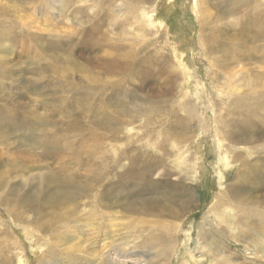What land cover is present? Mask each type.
<instances>
[{"label":"rangeland","instance_id":"obj_1","mask_svg":"<svg viewBox=\"0 0 264 264\" xmlns=\"http://www.w3.org/2000/svg\"><path fill=\"white\" fill-rule=\"evenodd\" d=\"M45 1L0 0V264H64L55 223L76 214L102 231L86 264H264V16L238 0ZM46 172L89 189L43 208Z\"/></svg>","mask_w":264,"mask_h":264},{"label":"bare ground","instance_id":"obj_2","mask_svg":"<svg viewBox=\"0 0 264 264\" xmlns=\"http://www.w3.org/2000/svg\"><path fill=\"white\" fill-rule=\"evenodd\" d=\"M28 1V0H27ZM30 1V0H29ZM47 1V0H46ZM45 1V2H46ZM34 2H36V0H34ZM44 2V3H45ZM193 3L196 4L197 3V0H193ZM221 3V2H220ZM236 5V8H238L239 6L241 7H246V8H251V10H247L245 11L246 13H251V16L253 15V13L257 14H262L264 16V0H238L236 1L235 3ZM49 5V4H48ZM47 5V6H48ZM52 5V4H51ZM218 12V11H217ZM236 12V10L234 11ZM224 16H227L228 14H230L229 12L225 13L223 12ZM223 14H221V16H223ZM220 15H218L219 17ZM250 16V17H251ZM254 16V15H253ZM199 17V16H198ZM201 17V16H200ZM212 17V16H211ZM214 17V16H213ZM246 17V16H245ZM256 17V15L254 16ZM259 17V16H258ZM261 18V17H259ZM217 19V18H215ZM252 17L248 20L246 19V24L244 22V30H249L251 29L254 25H255V22L256 20L253 19L251 20ZM264 19V18H263ZM262 19V20H263ZM213 20V19H212ZM245 20V19H244ZM258 21V20H257ZM14 22V21H13ZM21 22V21H20ZM203 22V21H202ZM23 23V22H22ZM16 24V23H15ZM220 24V23H219ZM241 24V22H240ZM226 25V24H225ZM260 25H264L263 22L261 23L260 21H258L257 23V26L258 28L260 27ZM20 27V26H19ZM18 27V28H19ZM204 27V26H203ZM11 28V27H10ZM220 28V27H219ZM257 28V27H256ZM261 28V27H260ZM259 28V29H260ZM17 29V27L15 28ZM216 29L218 28H214L213 26L211 27L210 29V34L214 33V31H216ZM221 29V28H220ZM225 29V27H224ZM235 29V28H234ZM18 30V29H17ZM222 30V29H221ZM256 30V29H255ZM263 30V34H258V33H253L252 34V39H256V38H260V37H263L262 39H264V28L262 29ZM8 31V30H7ZM223 31V30H222ZM252 31V30H251ZM20 32H17L16 31V35H18ZM242 33V32H241ZM11 31L9 32H1L0 33V40L2 38H7V37H11ZM243 34V33H242ZM230 35V34H229ZM31 36L34 38V39H41V36L37 35L36 33L35 34H31ZM213 36V35H212ZM212 36H211V39H212ZM241 36V35H240ZM247 37V36H245ZM225 38V37H223ZM242 37H240L241 39ZM52 39V35L50 34V37L47 39L49 40V42L47 43V47H48V51L50 50L51 48V42L50 40ZM257 41V40H256ZM220 42L219 40H216L215 39V36H214V43H213V47H212V50H214V47L215 46H219L220 45ZM46 43V42H45ZM206 47V46H205ZM211 46H207V52H209ZM236 49V48H235ZM206 50V49H205ZM211 51V50H210ZM205 54V53H204ZM254 78L252 80V82H254ZM257 83V82H256ZM258 88V87H257ZM259 89V88H258ZM257 91V90H256ZM7 113L10 111V110H6ZM37 130L35 128V126H33V128L30 130L31 131V136H29L28 139H32L33 141H40L41 143H44V139H42V137H39L40 140L38 139L37 140ZM46 135V134H45ZM40 136V135H39ZM48 136V135H47ZM2 138V140H4L3 137H0V139ZM39 142V143H40ZM40 143V144H41ZM38 146V145H37ZM220 149V148H219ZM100 158L99 157H95L93 160L94 161H98ZM108 166V165H107ZM218 166H219V170L220 168L222 169H226L228 164L226 162V165L222 166L220 165V163H218ZM47 175H49L50 177H52V181L48 182L47 184V187L49 189L53 188L54 190V195L51 196L50 195V198L47 199L46 203H44V206L42 205L43 208H48V207H56V208H65V206H70L69 204L71 202H73V199L75 197V194H74V190L77 189L81 195L85 193L86 190L89 189V186L88 185H84V183H82L79 179V177L76 175V174H71L70 172H65V173H61V174H58V173H55V172H46ZM70 173V174H68ZM89 173V172H88ZM109 172H99L100 175L104 176V177H107V174ZM90 174V173H89ZM82 175V174H81ZM102 179V178H101ZM111 182V181H110ZM5 183V181L3 179L0 180V186H2L3 184ZM93 187V186H91ZM75 188V189H74ZM92 189V188H91ZM77 190H75V193H77ZM107 194V193H106ZM71 201V202H69ZM77 204V203H76ZM135 206V205H134ZM165 206V205H164ZM97 208V207H96ZM115 209V205H111V209ZM49 209V208H48ZM51 209V208H50ZM49 209V210H50ZM142 209V208H141ZM97 210V209H96ZM134 210V208H133ZM138 210V209H137ZM98 211V210H97ZM96 211V212H97ZM140 212V211H138ZM84 213V212H83ZM82 214V213H80ZM88 214V213H87ZM86 215V214H85ZM111 215H112V218H113V222L110 223V225H113V226H116L117 225V212L115 210L111 211ZM83 216V215H82ZM90 216V215H89ZM87 216H84V217H81L79 215L76 214V216H70V222H66L68 221L69 219H66V218H62L59 222H56V230H57V234H56V248H57V245L61 243H65L63 245V249L61 251H63L64 255H65V263L64 264H86V262L88 261L89 257L88 255L89 254H93V250L96 249V247L94 248H84L82 243L87 239H95V240H98L100 239V237L102 236L101 234V229H100V222H96L98 223L97 225V229L95 232H93L92 234L91 233H87V231L85 232V227L88 228L89 225L87 223H85V221L87 220L86 218ZM66 219V220H65ZM98 219V218H97ZM91 220V219H90ZM96 220V218H95ZM100 221V220H99ZM111 221V219H110ZM133 221V220H132ZM47 223V222H46ZM48 225V228L50 227V223L47 224ZM44 227V225H43ZM46 227V226H45ZM91 227V226H90ZM170 227V226H169ZM166 228V226H165ZM53 229V228H52ZM59 229V231H58ZM167 229V228H166ZM158 236V235H157ZM161 236V235H160ZM164 237V235H163ZM158 238H160L158 236ZM162 238V237H161ZM104 238H102V241H103ZM110 242L108 243V246H111L110 248L113 249L112 247H114L115 243L117 242V239H118V235H116V233H112L111 237H110ZM163 239V238H162ZM54 240V239H53ZM88 240V239H87ZM165 240V239H164ZM190 240V239H189ZM73 241V242H72ZM77 241V242H76ZM72 242V243H71ZM165 242V241H164ZM157 243V242H156ZM117 244V243H116ZM154 244V243H153ZM162 244V243H161ZM106 244L104 246H100V248L98 249L101 253H103V249L106 247ZM162 249V248H160ZM107 250V249H106ZM34 254L37 255L38 254V250H34ZM165 252V251H164ZM168 251H166L167 253ZM166 255V254H165ZM46 257V256H45ZM40 258L41 256L39 257V261H40ZM51 256L49 257L48 260H51ZM106 258V257H105ZM75 259V263L72 262V260ZM101 259V258H99ZM86 262H85V261ZM103 260V259H102ZM112 263L114 262L113 259L110 260ZM19 264H24L23 260L20 258L19 259Z\"/></svg>","mask_w":264,"mask_h":264}]
</instances>
